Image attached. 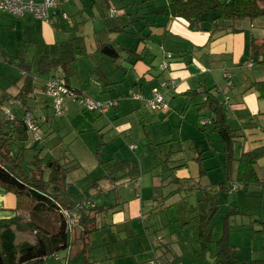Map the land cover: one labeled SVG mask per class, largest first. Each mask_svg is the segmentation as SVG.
<instances>
[{"label":"crops","instance_id":"0c3cea01","mask_svg":"<svg viewBox=\"0 0 264 264\" xmlns=\"http://www.w3.org/2000/svg\"><path fill=\"white\" fill-rule=\"evenodd\" d=\"M112 1L114 0L62 1L50 10V18L46 21L36 19L32 14H25L18 19V17L0 10V27L12 24L14 32L19 31L21 33L14 35V55L9 60L12 63L7 62V65L15 70L11 74L8 73L10 72L8 69H5L3 73L1 72V76L2 74L5 76H2L0 88L8 85L9 80H13L15 77L29 75L28 71H22L17 67L18 62L13 59L19 58L25 63L26 57L20 49L22 45H16L17 42L26 43L33 48L34 45H39L42 49V53L37 59L29 61L31 63L29 68L34 72L42 55H53L45 50L54 52L55 57H57L60 53L61 43L69 41L70 38H74L73 44L78 52V45L84 41H90L89 33L91 30L89 27H87L89 30L85 29L89 23H93L94 36L97 31L100 34L99 37L98 35L92 37V43H96L98 39L109 41L110 38H116L115 33L110 32V30L120 24L128 25L127 30H129L132 25L138 24L139 19L145 20L146 25L136 27L133 32L139 30L141 35L133 38L131 35L122 34L117 37V42L122 41L124 46L131 44L130 47L134 48L143 38L145 40L142 44L154 38L160 39V58L157 65L148 62L151 47L139 46L138 51H142L145 57L144 61H138L134 64L133 70L128 71L125 75L122 74L124 78L117 79L118 84L109 82L100 84V86L96 85V90L92 89V91L98 92L102 87L103 91L98 93L101 96L105 94L106 98H95L96 96L88 93L91 88H87L85 82L87 75L85 73L92 70L94 57L88 58L87 64H83L81 67L83 73L78 70V61L74 64L76 70L84 76L80 78L82 84H78V95H88L98 101H112L115 106H112L105 113L90 110L89 112L97 118L92 120L93 127L78 130L79 134L83 132L86 135L87 132H93L97 135V153L94 154V158L100 164L104 163V168L109 169L110 172L95 178L89 185V192L92 196L96 195L97 204L102 207L97 215L99 229L90 232L86 240H75L73 244L74 253L72 249L70 261L73 263L74 256L78 254V259L79 257L83 258L78 260L81 264H100L99 262L123 264V261L125 264H145L146 257L143 252L151 249L156 252L155 247H160L162 252L170 254L172 257H180L184 253L183 247L177 249L181 243L202 248L204 241L182 236V232L190 229V227H196L192 225L196 218H191L194 220L191 221L192 226L180 225L176 227L175 231H171V226H160L162 228H159L158 225L149 226L147 224V217H145L147 207L149 210L151 208L155 210L161 206L162 210L166 209L164 204L158 207L156 203L160 198L159 195H161V199L171 196V199L182 202L176 206L180 216L191 217L194 215L199 217L200 214V217L205 219L203 222L200 221L203 224L201 231L210 232L212 226L217 232L212 246L213 260L211 264H213L217 254V241L226 232L229 235V242L233 246L230 259L241 264L264 263V233H254V230L258 231L263 228L260 222H264V154L258 158L255 166L257 180L251 178L252 181L243 183L238 179L239 160L242 154L257 148H262L264 151V98L260 97L258 91L251 89L252 82L264 80V16L253 20L241 19L234 22L232 27L221 30L213 28L206 31L191 28L190 23L186 20L172 19L163 13V10H167L171 0H117L113 3L115 5L111 6L109 3ZM146 5L154 7L149 12L141 11V8ZM117 7L120 8L118 12ZM64 15L67 17L65 18ZM8 17L16 20L12 21ZM77 17L78 22L74 24L73 21H76ZM147 17L148 21L145 19ZM99 20L101 21L100 26L97 25ZM63 23H66L67 27L65 32H63ZM222 24L219 23L220 26ZM258 24H261L260 30L256 28ZM16 26L17 30L15 29ZM76 28L80 33L75 37L69 33V29L75 30ZM142 28H149V30L145 34ZM66 36L69 38L63 39ZM78 37L81 38L78 39ZM177 40L178 42L175 43ZM77 41L78 45H76ZM34 65L35 67H32ZM124 66L130 67L127 61H125ZM32 78L37 79L36 76ZM49 78L46 76L45 80ZM122 82L127 84L125 91L119 89ZM168 82H171L173 91L167 87ZM116 89L120 93H117ZM155 90L164 94L169 105L168 110H153L147 105L145 99H136L131 96L133 92L141 93L144 98H148L152 96ZM39 92V94L43 93L42 95H44L41 90ZM208 92L212 96H217V107L219 105L224 106L226 119L231 128L243 134V137L233 144V157H230L227 152L226 144L220 134L211 130L213 127L212 118L215 117V113L208 105H204L207 101ZM109 95L113 97L111 98ZM202 97L204 99L200 103L193 105L197 115L194 125L196 130H192L191 120L187 118L189 107L196 98ZM77 104L79 110L83 112L89 110L81 107L79 103ZM198 108L200 109L199 112L197 111ZM68 112H72V110L69 109ZM173 119L177 122L173 123ZM133 122H136V125H133ZM163 124L164 126L171 124L175 125L176 128L180 127L181 139L191 137L189 141L181 145V148L188 149L193 157L187 159L179 154L177 159L181 160L178 162L166 160L163 161L165 163H159L160 169L170 170L175 178L182 180L181 186L172 188L168 192L164 188L162 189V186L166 185L168 181L167 177L171 174H165L163 171L156 174L159 169L156 171L147 162H139L137 167H135L136 164L129 165L130 168L126 173L123 171L117 173L118 167L113 168V162L105 165L106 162L113 159L119 160V152L123 150L122 138L124 136L126 138L129 132L134 129H138L140 135L145 133L148 143L154 146L162 145L159 144L161 142H154V137L156 129ZM108 128H112V133L116 134L108 135ZM111 138L113 141L109 142ZM108 147L112 151H109ZM129 150L136 151L137 149L131 143ZM102 151H108V153L114 151V156L101 161L99 158ZM170 151L168 152L169 158L173 153L172 150ZM184 152L185 150H182V153ZM116 166L118 165L116 164ZM79 167H81L80 163ZM103 181L109 182L115 191L116 204L109 206V204L101 202L105 196V191L99 186ZM178 182L174 178L171 179V184H179ZM224 182L231 186L229 190L220 187ZM112 189L109 190V202L113 200ZM162 190L167 193L163 191L161 194ZM194 198L199 202H208V204L204 203L202 211H199V205L196 208L195 205L187 204ZM15 200V196L0 185V220L10 219L17 215V212L13 210ZM153 201L155 202L153 203ZM207 207L210 209L209 213H207ZM77 215L78 212L74 218V223ZM207 215L209 217L212 215L213 222L209 221L208 224L209 217ZM237 218L239 220L236 221ZM116 224H129L128 227L120 228L117 226L116 228L120 229L118 231L122 233L125 232L126 237L121 235H117V237L113 235L112 230H109ZM160 229H167L168 236L161 237ZM109 231L111 238L104 235ZM144 233L147 235L152 233L154 239L151 240L149 236L148 242L141 246L142 238L133 240L132 237L142 236ZM161 240L166 241V244L164 245ZM55 258L51 257L43 264H62L61 258ZM156 259L159 260L158 264H169L159 257ZM132 260L133 262H131ZM190 264H204L201 255Z\"/></svg>","mask_w":264,"mask_h":264},{"label":"trees","instance_id":"16d2710c","mask_svg":"<svg viewBox=\"0 0 264 264\" xmlns=\"http://www.w3.org/2000/svg\"><path fill=\"white\" fill-rule=\"evenodd\" d=\"M163 13L172 19L186 20L194 29L221 30L232 27L234 22L241 19L253 20L263 17L264 0H171ZM221 22L222 26L219 25ZM127 27L126 24H120L110 30L115 33L116 38H110L109 41L105 39H98L96 43L84 41L78 45V52L73 44L74 38H70L69 41L61 43L57 57L42 55L34 72L26 67L21 59L13 58L18 62L17 67L22 71H28L29 75L15 77L9 80L8 85L0 88L2 90L0 95V185L15 196L13 210L17 212V215L10 219L0 220V264H43L51 257L59 259L64 257L70 260L75 240H86L90 232L99 229L97 215L102 207L90 199L89 187L78 193V199L70 194L73 182L69 180V174L79 167V163L73 159L48 155V151L47 156H44L49 142L54 138L56 114L63 111V109L61 112L53 110L54 102L47 95L46 82L49 79L63 81L66 87L74 89L78 95V83L81 82L80 78L83 74L74 68V64L80 57L93 56L97 63L90 72V78L93 79L94 75H97L98 80H103L104 76L108 78L106 83L118 84L119 82L114 79L116 72L122 71L125 75L133 70L134 64L145 60L142 51H138L140 41L144 42L145 38L140 40L134 48L130 47L131 44L124 46L122 42H117V37L122 34L131 35L133 38L141 35L139 30L131 32L127 30ZM170 57H172L171 54ZM125 61L130 67L124 66ZM103 63H108L111 70L107 73L102 72L101 76L98 72L102 70ZM2 76L5 75L2 74ZM35 76L37 79L34 80L32 77ZM46 76L50 78L45 80ZM168 83L165 84L171 88V82ZM251 89L258 91L260 97L264 98V80L252 82ZM39 90L44 92V95L39 94ZM135 94L141 93L132 92V98H136ZM142 97L149 106L147 102L149 97L144 98L143 95ZM216 97L208 92L207 101L204 103L215 113L211 130L220 134L226 144L227 152L230 157H233V144L242 138L243 134L231 128L226 119L224 106L217 107ZM75 101L78 103V100ZM112 106L115 104L110 108ZM199 110L198 108L197 111ZM105 111L108 109L99 112L105 113ZM40 131L42 134L39 133ZM30 133H32L31 136ZM37 135L39 137L36 138ZM45 139L48 141H44ZM29 150L35 152L31 162L26 157V152ZM263 154L262 148L242 154L238 167V179L241 182L246 183L251 178L258 179L255 166L258 158ZM166 160L170 161V158ZM174 179L182 184V180L175 177ZM220 187L228 190L231 188L226 182ZM77 212L78 217L74 223ZM211 217L212 215L209 217L208 224L209 221L213 222ZM192 219L190 220L194 221ZM46 220L48 225L44 226L43 222ZM260 223L263 228L254 230V233H264V222ZM48 226L50 228H47ZM27 233L33 234V242L29 240L18 242V234ZM223 235L217 241V254L213 264H241L230 259L233 246L229 242L228 233Z\"/></svg>","mask_w":264,"mask_h":264},{"label":"rangeland","instance_id":"374dc122","mask_svg":"<svg viewBox=\"0 0 264 264\" xmlns=\"http://www.w3.org/2000/svg\"><path fill=\"white\" fill-rule=\"evenodd\" d=\"M69 1H71V0H67L65 2H69ZM114 1L116 2L117 0H114ZM114 1H112V3H109V5L114 6L115 5V4H113ZM153 7L154 6L146 5V6H143L141 8V11L149 12L153 9ZM118 9H120V8L119 7L116 8L117 12L119 11ZM148 17L145 18V19H147V21H148ZM8 18H10L12 21L16 20L15 18H12V17H8ZM18 19H20V18H18ZM73 22H74V24H76L78 22V17L76 18V21L74 20ZM135 23H137V22H135ZM143 24H145V20L139 19L138 24H136V26L132 25V27H131V29H129V31L133 32L134 29H136V27H138V28L142 27ZM62 25L64 28L63 32H65L67 29L66 23L65 24L63 23ZM88 25L85 27V29L89 30L87 27L90 28L91 31L89 33L90 34L89 40L91 42H93L92 37H95L97 35L99 37L100 34H99V31H97L96 35L94 36L95 31H93V23H89ZM97 25H99V26L101 25L100 20H99V23ZM99 26H97V27H99ZM256 28L258 30H260V28H262L261 24L256 25ZM15 29L17 30V26L15 27ZM142 29H144L145 34L149 30V28H142ZM69 33H71L72 36L76 37V36H78V34L80 32L78 31V28H76L75 30L69 29ZM18 34H21V33L19 31L14 32V26L12 24H7V26H5V27H0V81L2 79L1 72L3 73L5 71V69H8V71H10L8 73H10V74L13 73L12 71L15 70L13 67L7 65V62L11 59V56L14 55V48H15L14 35H18ZM68 38H69V36H66V38H63V39H68ZM120 42H122V41H120ZM177 42H178V40L175 43H177ZM17 44L22 45L20 49H21V53L26 57L25 58L23 56L25 58L26 67H29V65L31 64L29 61L37 59L40 56V54L42 53V49L39 47V45H34V48H33V46L29 47L26 43H23V42H17L16 45ZM160 44H161L160 39H155V38L147 41L145 44H142L140 42L141 47H143V46H146L148 48L151 47V54L149 56L148 62H151L154 65H157L159 58H160L159 57L160 56L159 55ZM169 44H171V43H169ZM76 45H78V41H77ZM45 51H47L50 54H53L52 55L53 57L56 56V54H54V52H52V51H48V50H45ZM86 62H88V58H85V57H80V59L78 60V70L80 72H82L81 67H83V64H87ZM96 63H97V60L94 58L92 67ZM74 68L76 69V67H74ZM110 70H111V67H109V64L103 63L102 64V70L99 71L98 74L102 76V72L107 73ZM90 72L91 71L88 70L85 73V75H87V78H86L87 81H85L87 84V88H91V90H89L88 93L90 95L93 94L94 96H96L95 98H97V97H99V98L105 97L106 98L105 94L103 96H101L99 94L100 91L101 92L103 91L102 87L100 88V91H98L99 93L92 91V89L96 90V85L100 86V84L106 83L107 82L106 80L108 78H105L103 76V80H98L97 75H94V78L91 79L90 78ZM122 74H123L122 71L115 73L114 79L120 80V79L124 78V76ZM83 77L84 76H82L81 78H83ZM3 80L5 82V79H3ZM78 84H82V82H80ZM120 85H121L119 88L120 91L127 90V84H124V82H122ZM116 91H117V93H120L117 89H116ZM1 93H2V90L0 89V95H1ZM127 95L129 96V93ZM110 97L112 98L113 96H110ZM202 99H204V98L203 97L202 98H196V100L189 107L187 118L189 120H191V123L193 125L192 130L193 129L196 130V126H194V125L196 122L195 116L197 115L196 108L193 105L196 103H200V101ZM68 102H69V104L67 105ZM62 109H64V110L61 113L56 114V121L54 123L55 133H53L54 138L51 142H49V144H48L49 147H48V149L45 150L44 156H47V154H48V155H55L59 158H69V159H73V160H75V162H77V163L79 162L81 164V167L76 168L75 170L71 171L69 174V180L73 182L70 194L72 195L73 198L78 199V193L87 189L95 178L102 177L110 171H109V169L104 168V165H103L104 163L100 164L99 161L94 158V154L97 153V151H96L97 143H98L97 135L93 132H87L86 135H84L83 132L81 134L78 133V130L80 131V130L86 129L87 127H93L92 120L97 119V118H95V115L93 113L89 112L90 110L85 111V112L79 110L78 104L69 98H67L65 100V102L63 103ZM69 109H71L72 112H68ZM53 110H54V108H53ZM96 112H99V111H96ZM176 122L177 121L175 119H173V123H176ZM133 125H136V122H133ZM39 133L42 134V131H40ZM107 133L110 136H113L116 134V133H112V128H108ZM195 133H196V131H195ZM31 135H32V133H30V136ZM141 136H143V137H141ZM139 137H141V138H139ZM189 138H191V137H189ZM189 138L188 139L187 138L186 139L180 138V127L176 128L175 125H171V124H166L164 126V124H163L161 127L156 129V135L154 137V142H156V143L161 142L159 144H162V145L157 144L154 146V145L148 143V138L145 135V133H143V135H140L139 130L134 129L132 132H129V135L126 138H125V136L122 138L123 150L121 152H119V160L113 159L109 162H106L105 165H109L111 162H113V168L118 167L117 173H120L122 171L126 173L127 170L130 168L129 165L136 164L135 167H137L139 162H147L156 171L159 169L156 172V174L160 173L162 171L165 174H171L170 170L160 169L159 163L166 161V158L168 157L167 154L170 150L173 151V153L171 154V157H170L171 158L170 161H175V162L180 161L181 159H177V156L179 154H181L183 158H187V159L188 158L190 159L191 157H193V154H191V152L188 149H182L181 148V145L185 144L187 141H189ZM44 141H48V140L45 139ZM111 141H113L112 138L110 139L109 142H111ZM131 143L135 145V147L137 149L136 151H130L129 150V145ZM108 149H109V151H112L109 147H108ZM182 150H185V152L182 153ZM47 151H48V153H47ZM34 154H35V152L33 150L27 151L26 152L27 160L31 162L33 160ZM100 156L101 157L99 158V160L104 161L107 158L114 156V151L111 153H108V151H102ZM163 163H165V162H163ZM116 164L118 166H116ZM160 167H162V165H160ZM113 168H111V169H113ZM135 170H136V168H135ZM172 178H174V175H172V174L167 177L168 181H167L166 185L162 186V189L164 188L168 192L172 188H175L177 186H181V184H176V183L171 184ZM99 188H101V189L104 188V191H105V196L103 198V201H101V202H104L105 204H109V206L116 204V201H115V195L116 194H115V191L112 189V186L109 184V182L108 183H107V181L101 182ZM110 189H112V192L114 193V195H113V200H111L109 202L108 199H109V190ZM163 191L164 190H162L161 194H163ZM167 192H165V193H167ZM89 194H90L91 200L94 201L95 203H98L96 200V195L92 196L91 192H89ZM159 197H158L159 200H157V202H156L158 204V207L160 205L164 204L166 209L162 210V206H161L158 209L154 210L151 208L149 210V207H147L145 209V213H146L145 217H147L146 220L148 221L147 224L149 226L158 225L159 228H162L160 226H163V227H170L171 226V231H175L176 227H179L180 225L190 226L191 225L190 219L196 218L195 222L192 224L193 226H196V227L195 228L190 227V229H187L185 232H182V234H183L182 236L183 237L187 236V238H192V239L198 238L199 240L204 241L205 243H204V246L202 245V248H199L197 246H194V245L188 244V243H185L187 246L183 245L182 243L179 244V246H177V249H180V247H183L182 248L184 251L183 254H185V255L181 254L180 257H178V256L172 257V256H170V254H165L164 252H162L160 247H158V248L155 247L156 252H154L152 249L146 250L143 252V254L146 257L144 260L145 264H158L159 260L156 259L157 257H159V259H161L163 261H167L169 264H182V263L190 264L192 261L195 260V258H197L200 255H201V259H202L204 264H207V263L211 264L212 260H213V256L211 255L212 246L214 245L213 241L215 240V237L217 235V232H215L214 228L211 227L212 229H210V232L201 231V228L203 227V224L201 222L203 221L204 218L200 217L199 213H198L199 217H196L194 215H191V217L190 216L187 217V216H183V215L180 216L178 214V207H176V206L181 204L182 202H179L176 199H171L170 198L171 196L165 197L163 199H161V195H159ZM168 198H170V199H168ZM154 202L155 201H153V203ZM204 203L208 204V202H205V201L199 202V201H197L196 198H194V200H192V201L187 202L188 205H195L196 208L199 205V211L203 210ZM171 204H173V205L171 206ZM182 207H183V205H182ZM179 210H180V208H179ZM209 210L210 209H208V207H207V213H209ZM237 220H239V219L237 218L236 221ZM43 225L44 226L48 225L47 220L43 222ZM128 225L129 224H116L112 227V229H109V230L113 231V235H116V236L121 235L122 237H126L127 235L125 232L122 233L121 231H118L120 229H116V228H117V226H119L120 228H122L123 226L128 227ZM47 228H50V226H48ZM160 231H161V235H160L161 237H167L168 236L167 235L168 234L167 229H160ZM104 235L106 237H109V238L112 237L110 231L108 233L107 232L104 233ZM149 236H150L151 240L154 239V236L152 233H150L148 235L146 233H144L142 236H133L132 238H133V240L134 239L139 240L142 238L140 241V245L143 246L145 242H148ZM23 240H29V241L33 242L34 236H33V234H30V233L18 234V242H21ZM118 241H119V238H118ZM161 241H163V240H161ZM163 244L165 245L166 241H163ZM73 253H74V249H73ZM82 259H83L82 257H79V259H78V254H77L74 256V262L73 263L69 259H66L64 257H62L60 261L62 262V264H81L80 261L78 262V260H82ZM131 262H133V260ZM99 263L105 264L102 262H99ZM89 264H91V263H89ZM113 264H115V262H113ZM123 264H125L124 261H123Z\"/></svg>","mask_w":264,"mask_h":264},{"label":"built area","instance_id":"2783aa9c","mask_svg":"<svg viewBox=\"0 0 264 264\" xmlns=\"http://www.w3.org/2000/svg\"><path fill=\"white\" fill-rule=\"evenodd\" d=\"M62 1L67 0H0V10L18 17H23L25 14H32L36 19L46 21L50 18V10ZM64 17L66 18L67 15H64ZM46 92L52 98L54 109L57 112H61L63 102L66 98L78 100L81 107L89 110L102 111L109 109L114 104L112 101L100 102L94 100L88 95H77L74 89L66 87L63 81L58 79H49L46 82ZM135 97L143 98L141 94H135ZM147 102L153 110H166L169 108L163 94L157 90L148 98ZM36 137L39 136L37 135Z\"/></svg>","mask_w":264,"mask_h":264},{"label":"water","instance_id":"95a60500","mask_svg":"<svg viewBox=\"0 0 264 264\" xmlns=\"http://www.w3.org/2000/svg\"><path fill=\"white\" fill-rule=\"evenodd\" d=\"M220 24H222V22Z\"/></svg>","mask_w":264,"mask_h":264},{"label":"clouds","instance_id":"9594fccd","mask_svg":"<svg viewBox=\"0 0 264 264\" xmlns=\"http://www.w3.org/2000/svg\"><path fill=\"white\" fill-rule=\"evenodd\" d=\"M37 138V137H36Z\"/></svg>","mask_w":264,"mask_h":264}]
</instances>
